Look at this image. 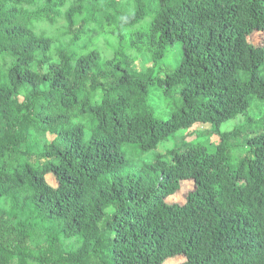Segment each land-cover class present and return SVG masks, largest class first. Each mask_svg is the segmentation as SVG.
<instances>
[{"label": "trees", "instance_id": "trees-1", "mask_svg": "<svg viewBox=\"0 0 264 264\" xmlns=\"http://www.w3.org/2000/svg\"><path fill=\"white\" fill-rule=\"evenodd\" d=\"M129 1L106 17L118 46L105 55L87 42L93 0H0V264H264V114L248 132L217 129L251 95L264 102V0ZM63 14L58 43L38 30ZM194 123L218 134L213 150L197 137L134 163Z\"/></svg>", "mask_w": 264, "mask_h": 264}, {"label": "rangeland", "instance_id": "rangeland-1", "mask_svg": "<svg viewBox=\"0 0 264 264\" xmlns=\"http://www.w3.org/2000/svg\"><path fill=\"white\" fill-rule=\"evenodd\" d=\"M50 0H40L39 3H45L47 4ZM72 1L76 0H66L65 4L61 7V11H65ZM107 0H93V3L91 5H84V10L82 12L83 16H86L87 10L89 12H95L96 14V23L90 24L91 33L87 37V42L91 40V47H95L98 49L102 54H109L112 52L116 46H118V41L113 36H104V31L107 29L108 26L111 24L109 21L112 22L110 19H116L123 14V12L126 10L127 3L130 2L129 0H117L118 5L116 7H113L112 5H107ZM113 8L115 10H113ZM101 20V21H100ZM79 24V23H78ZM76 25V27L78 26ZM66 26V20L64 17V14L58 18V20L54 24H50L48 22H41L39 24L38 30H45L48 34H51L54 38L60 39L62 36V32L64 27ZM139 28V25L134 27L132 30H135ZM126 32H129L126 30ZM64 38V37H63ZM252 41H257L258 34H254L250 37ZM181 54V45L176 44L174 47V51L171 56V62L172 65L169 63V58L165 59L159 67V74L164 75L167 70L173 67V65H176L178 63V60L180 59ZM151 66L148 57L146 53H140L136 55V61L135 66L137 68L144 69L147 66ZM252 102L251 106L248 109V112L246 114H239L233 119H230L226 122H223L217 129L218 132H229L234 129H245L247 132L251 127L254 126V123L252 121L257 120L264 114V102L260 101L256 96H252ZM168 99L165 98L163 94L159 92L158 89H153L151 91L150 95V103L151 106L154 108L155 114L161 118H165L168 116L169 110L166 106V101ZM214 130L209 124L206 123H194L187 129H181L177 131L176 133L170 135L165 140L161 141L156 148L139 152L135 151L136 154L133 155L134 163L137 166H141L144 163H147L153 159V157L157 154H163L167 151L177 148L181 144L185 142H189L194 140L197 137H209L210 140V146L209 148L213 150L216 146V144L219 143V137L216 132H213ZM249 134L245 135H239L235 138V142L237 143L236 146L231 150L230 156H231V163L234 164L244 155V153L247 151V147L243 144L246 139L248 138ZM53 138V135L48 134L47 139L51 140ZM46 179L48 183L51 185L56 184V180L52 174H47ZM192 186V183L189 181H183L181 183L180 189L172 196L168 197V201L172 202H181L184 199V193L188 191ZM182 257H174L171 259H168L164 262V264H178L182 261Z\"/></svg>", "mask_w": 264, "mask_h": 264}]
</instances>
